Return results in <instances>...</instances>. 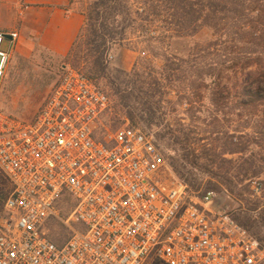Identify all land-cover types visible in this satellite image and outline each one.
Instances as JSON below:
<instances>
[{
	"label": "built area",
	"instance_id": "2783aa9c",
	"mask_svg": "<svg viewBox=\"0 0 264 264\" xmlns=\"http://www.w3.org/2000/svg\"><path fill=\"white\" fill-rule=\"evenodd\" d=\"M17 40L0 31V88ZM108 108L94 81L64 66L31 120L0 109L11 186L0 264H264L260 242L214 209V192L179 180L153 135L126 125L98 138ZM56 226L69 231L61 245Z\"/></svg>",
	"mask_w": 264,
	"mask_h": 264
},
{
	"label": "rangeland",
	"instance_id": "374dc122",
	"mask_svg": "<svg viewBox=\"0 0 264 264\" xmlns=\"http://www.w3.org/2000/svg\"><path fill=\"white\" fill-rule=\"evenodd\" d=\"M93 1L78 0L80 10ZM213 40L211 30L204 28L193 36L173 37L155 45L160 53L186 59L192 51L205 49ZM139 56L138 52L118 46L106 54L109 72L96 83L107 94L109 108L97 122V137L126 125L153 135L165 159L173 160L179 174L192 183V187L187 185L192 192L200 195L214 192L217 195L214 209L226 210L233 219L248 223L251 233L264 238V117L259 113L248 119L238 117L235 112L218 114L210 98L212 88L201 87L199 95L191 96L186 82L174 84L175 88L171 87L163 102L151 100L152 106L146 111L145 99L138 90H146L144 82L149 72L154 75L153 70H143L141 67L145 66L138 65L135 73L139 76L122 73H130ZM201 56L204 62L214 64V49L205 50ZM64 66L87 74L88 66L82 60L67 61L42 50L32 38H19L0 88V109L20 120H31L57 83ZM205 83L210 85L211 81L206 79ZM236 130L246 134L255 130L262 135H258L256 144H245L246 138L240 140ZM227 134H235L237 142H243L241 148L246 150L243 154L218 156L214 163V153H221L227 147L236 150L232 145L235 139L230 141ZM253 172L257 174L254 176ZM174 174L180 180L179 174ZM228 181L232 191L224 185ZM10 192L11 186L0 172V222L5 216L4 202ZM69 210L63 206L65 216ZM68 235L66 228H53L52 239L57 243L64 242Z\"/></svg>",
	"mask_w": 264,
	"mask_h": 264
},
{
	"label": "trees",
	"instance_id": "16d2710c",
	"mask_svg": "<svg viewBox=\"0 0 264 264\" xmlns=\"http://www.w3.org/2000/svg\"><path fill=\"white\" fill-rule=\"evenodd\" d=\"M82 13L84 25L64 58L82 60L88 66L85 75L95 83L109 72V50L125 47L140 54L132 71L122 72L125 76H139L135 73L138 65L154 72L148 73L146 90H138L145 99L146 111L152 106L151 100L163 102L174 84L186 82L191 96L199 95L201 87L212 88L210 98L218 114L236 113L248 119L259 113L264 117V0H94ZM204 28L211 30L214 40L205 49L192 51L186 59L157 50L155 44L193 36ZM208 49H214V64L202 59ZM182 97L179 99H186ZM235 133L251 145L262 135L255 130L251 134L238 130ZM226 136L230 141L235 139L232 145L236 150L227 147L214 153V163L218 156L243 154L246 150L235 134ZM167 162L179 174L173 160ZM179 176L192 187L191 182ZM224 185L230 189L229 181ZM234 221L264 247V238L251 233L248 223Z\"/></svg>",
	"mask_w": 264,
	"mask_h": 264
},
{
	"label": "crops",
	"instance_id": "0c3cea01",
	"mask_svg": "<svg viewBox=\"0 0 264 264\" xmlns=\"http://www.w3.org/2000/svg\"><path fill=\"white\" fill-rule=\"evenodd\" d=\"M0 15V31H16L18 40L32 38L42 50L60 57L68 53L85 21L78 0H0Z\"/></svg>",
	"mask_w": 264,
	"mask_h": 264
}]
</instances>
